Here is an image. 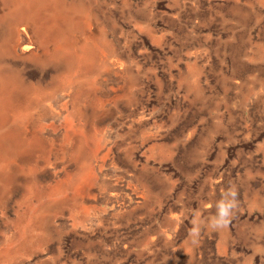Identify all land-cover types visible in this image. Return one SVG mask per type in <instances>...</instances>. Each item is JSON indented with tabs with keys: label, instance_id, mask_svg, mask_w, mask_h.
Here are the masks:
<instances>
[{
	"label": "rangeland",
	"instance_id": "obj_1",
	"mask_svg": "<svg viewBox=\"0 0 264 264\" xmlns=\"http://www.w3.org/2000/svg\"><path fill=\"white\" fill-rule=\"evenodd\" d=\"M61 1L55 17L41 10L50 51L0 56L16 76L0 108V134H14L0 264H264V0ZM7 8L0 46L12 47ZM84 20L110 69L91 63L78 87L79 143L61 95L75 66L52 48L69 22L68 44L83 39ZM229 186L231 223L193 243L195 214L207 223Z\"/></svg>",
	"mask_w": 264,
	"mask_h": 264
},
{
	"label": "bare ground",
	"instance_id": "obj_2",
	"mask_svg": "<svg viewBox=\"0 0 264 264\" xmlns=\"http://www.w3.org/2000/svg\"><path fill=\"white\" fill-rule=\"evenodd\" d=\"M9 3V9L2 11L3 15L1 19L6 22L7 27L14 30L17 36L12 47L7 46L6 43L0 46V56L16 54L17 57L29 54L31 56H42L40 50L47 52L49 49L48 42L50 41L49 27H44L42 24V13L41 10L47 6H53L52 11L56 13L58 11V3H62L61 0H4ZM53 3V4H49ZM56 8H55V7ZM6 7V6H5ZM48 8V7H47ZM9 11V12H8ZM48 11V10H47ZM44 16V15H43ZM59 17V16H58ZM60 18V17H59ZM77 18V17H76ZM51 19V18H50ZM65 20V18H63ZM68 21V20H65ZM46 22V21H45ZM88 23L89 31L84 32L85 37L83 39H76L74 43L68 44L66 38L68 34L72 31V27L75 25L71 22L67 23L64 28L58 30L57 40L55 46L52 48V55L67 60L68 64L75 66L71 72V76L64 80L63 86L61 87L65 90L62 96H69L72 98V122L74 127L66 131L65 136H78L77 142L83 143V132L80 129L85 123L86 115L82 109V99L83 93L89 92L88 89L81 90L78 89L80 83H82L83 78H88V82L93 81L91 70V63L97 60L100 66L108 67L110 69V62L103 53H98L96 50L99 49L97 46H101L100 43H94L91 40L92 27L90 25V20H84V23ZM57 24V23H56ZM47 25V24H46ZM54 35V34H53ZM52 37V36H51ZM82 41H85L82 44ZM52 42V41H51ZM55 42V41H54ZM97 45V46H96ZM50 51V49L48 50ZM1 62V60H0ZM113 62V61H112ZM113 64V63H112ZM122 65V63H120ZM115 66V64H114ZM119 67V66H118ZM112 68V67H111ZM89 72V73H88ZM16 76H14L15 78ZM7 75L3 70L0 71V108L3 107L6 102H9V87L13 85L15 79ZM17 81V80H16ZM81 81V82H79ZM79 82V83H78ZM56 95V94H55ZM54 95V96H55ZM13 98V97H12ZM11 98V99H12ZM22 98V97H21ZM20 102V101H19ZM59 103V101H57ZM61 102V101H60ZM27 103V102H26ZM57 103V105H58ZM99 131L96 130L94 134V141L99 139ZM14 139V134L11 131L4 132L0 134V155L3 156L5 147H9ZM92 158V153L88 154ZM93 160L88 162L87 170H90Z\"/></svg>",
	"mask_w": 264,
	"mask_h": 264
},
{
	"label": "clouds",
	"instance_id": "obj_3",
	"mask_svg": "<svg viewBox=\"0 0 264 264\" xmlns=\"http://www.w3.org/2000/svg\"><path fill=\"white\" fill-rule=\"evenodd\" d=\"M239 206L238 190L235 186L229 188L222 193V198L216 204V213L211 216L207 223L199 219V214H195L196 218L192 220V228L189 235L193 238V243H197L203 228L211 230H220L226 228L235 214Z\"/></svg>",
	"mask_w": 264,
	"mask_h": 264
}]
</instances>
